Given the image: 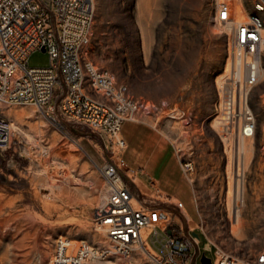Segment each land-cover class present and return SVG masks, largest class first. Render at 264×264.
<instances>
[{
  "label": "rangeland",
  "instance_id": "obj_1",
  "mask_svg": "<svg viewBox=\"0 0 264 264\" xmlns=\"http://www.w3.org/2000/svg\"><path fill=\"white\" fill-rule=\"evenodd\" d=\"M214 2L94 0L83 53L111 71L116 84L127 86L142 104L139 113L164 135L177 165L192 162L191 172H177L187 181L192 203L185 188L174 200L183 202L184 209L173 212L185 233L198 235L195 252L212 259L216 246L246 262L264 249V78L248 96L256 128L249 168L241 171L240 136L226 134L215 120L219 81L232 54L228 30L213 20ZM258 15L264 25V11ZM26 65L48 67L49 56L38 49ZM57 93L58 87L52 103ZM0 117L12 126L8 145L0 148V264H52L58 236L83 239L98 249L106 246L104 231L92 217L106 191L98 167L109 158L107 138L87 126L54 122L47 109L33 105H0ZM90 144L100 153L99 164L87 155L93 154ZM236 169L244 187L237 234L229 208ZM167 236L159 233L158 238ZM148 241L159 245L154 235ZM91 264L154 262L136 247L127 258Z\"/></svg>",
  "mask_w": 264,
  "mask_h": 264
},
{
  "label": "built area",
  "instance_id": "obj_2",
  "mask_svg": "<svg viewBox=\"0 0 264 264\" xmlns=\"http://www.w3.org/2000/svg\"><path fill=\"white\" fill-rule=\"evenodd\" d=\"M235 1L214 2L213 20L228 30L232 54L228 71L225 69L219 81L215 115L226 134L248 138L256 128L248 96L260 75L264 25L258 13L264 11V0H249L250 6L246 0H238L244 9L240 17L233 15ZM93 9L94 0H0V105L47 109L54 122L59 119L87 126L108 141L109 158L98 167L106 191L92 217L108 244L98 249L83 239L58 236L51 263L91 264L106 257L127 258L142 246L154 264H196L201 257L200 251L195 252L198 239L183 231L169 207L137 204L123 178L126 141L122 125L136 120L142 104L129 95L126 85L116 84L111 71L98 68L83 53ZM42 48L50 65L28 67V56ZM236 51L239 61L234 59ZM236 66L241 70L239 77ZM56 87L57 99L52 103ZM11 135V124L0 117V148L8 145ZM180 168L188 173L193 164L184 159ZM150 186L156 188L155 182L150 181ZM170 205L176 210L183 208L180 201H170ZM159 233L168 236L162 241ZM152 235L159 245L149 243ZM210 260L211 264H264V249L243 262L215 246Z\"/></svg>",
  "mask_w": 264,
  "mask_h": 264
},
{
  "label": "crops",
  "instance_id": "obj_3",
  "mask_svg": "<svg viewBox=\"0 0 264 264\" xmlns=\"http://www.w3.org/2000/svg\"><path fill=\"white\" fill-rule=\"evenodd\" d=\"M121 135L126 141V148L122 153V174L137 204L146 206L160 203L174 211L170 201L181 199L180 194L185 192V188L192 203L193 196L187 181L178 176L180 167L175 162L174 153L149 117L138 111L135 121L123 123ZM93 140L92 138L91 141ZM91 148L93 154L87 155L98 163L100 153L93 145ZM150 181L155 182L156 188L150 186Z\"/></svg>",
  "mask_w": 264,
  "mask_h": 264
},
{
  "label": "bare ground",
  "instance_id": "obj_4",
  "mask_svg": "<svg viewBox=\"0 0 264 264\" xmlns=\"http://www.w3.org/2000/svg\"><path fill=\"white\" fill-rule=\"evenodd\" d=\"M218 1H221V0H218ZM243 12H244V9H243L242 5L240 4V2L238 0H236L233 4V15L235 17H240L243 14ZM262 49H264V46ZM238 55H239V52L236 51L235 56H234L235 61H239ZM235 63H237V62H235ZM228 66L229 65L227 63L226 64V72L228 71ZM234 71H235L236 77L241 76L240 68H238L236 66ZM262 78H264V69L262 67H260L259 80H261ZM215 120H216V123L219 122L217 118H215ZM238 139H239V140H237V150H238V154H239L238 165H240V167L242 168V169L240 168L241 171H244L245 169H248L249 165H250L251 151L253 148V138L251 136V137H248V139L243 138V137H240ZM229 141H230V139H229ZM229 149H230V147H229ZM232 160H233V158H232ZM234 163H235V161H234ZM232 168H233V166H232ZM240 169H238V170L236 169V171H235L236 177L232 176V172H230V174H229V177L230 178L233 177V180H234L233 184L231 185V189H230L231 197H229V208H230V212L232 215V218L230 217L232 220V228L231 229H232V232H234L236 234L240 231V228H241L240 212H239L238 208L240 207L239 205L244 199L243 180L239 178L240 176H242V172H239ZM137 248H140V249L145 251V249L142 246L137 247Z\"/></svg>",
  "mask_w": 264,
  "mask_h": 264
},
{
  "label": "water",
  "instance_id": "obj_5",
  "mask_svg": "<svg viewBox=\"0 0 264 264\" xmlns=\"http://www.w3.org/2000/svg\"><path fill=\"white\" fill-rule=\"evenodd\" d=\"M42 52H45L44 48L41 49ZM195 238H198V235L194 233ZM201 264H211L210 258H207L204 254H201L200 257Z\"/></svg>",
  "mask_w": 264,
  "mask_h": 264
}]
</instances>
